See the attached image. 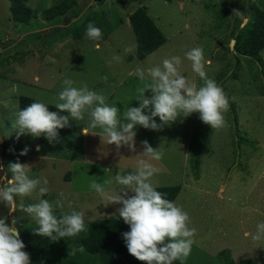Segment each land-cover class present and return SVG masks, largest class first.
Instances as JSON below:
<instances>
[{
    "label": "rangeland",
    "instance_id": "1",
    "mask_svg": "<svg viewBox=\"0 0 264 264\" xmlns=\"http://www.w3.org/2000/svg\"><path fill=\"white\" fill-rule=\"evenodd\" d=\"M60 1L27 0L26 5L35 9V16L27 23H18L10 17L9 1L0 0V185H6L11 178L9 162L17 160L27 164L30 177L47 178L49 182V191L43 197L38 196V189L27 197L16 196L15 211L0 204V217L7 215L9 223L15 219L18 230L38 227L35 220L20 211L21 205L40 198L54 204L61 192L91 193L92 180L112 178L113 183L107 188H114L115 175L133 170L137 160L143 158L138 154L143 151L141 142L147 140L164 153L161 166L158 161L151 162L157 168H168L169 175L157 173L158 184L191 186L185 189L180 185L173 201L188 213V227L196 229L184 264H228L242 258L264 264V240L251 238L256 225L264 222V46L257 55L241 53L240 48L252 10H264V0H72L62 15L46 20L43 10ZM138 6L145 7L165 38L141 64L148 71L162 64L164 58L179 56L178 71L199 87L203 81L192 70L185 53L201 47L207 76L223 89L229 101L224 113L226 126L212 129L200 120L198 113L180 117L160 130L138 125L134 129L135 152L126 146L117 151L114 144L101 141L93 129L82 136V144L76 133L68 149L69 144L65 143L70 135L59 131L61 142L48 144L45 157L34 153L17 157L14 147L23 143L17 140L11 124L17 112L16 97L29 96L34 85L43 88V97L51 99L62 90V81L70 78L76 87L86 84L99 94L109 93L112 99L108 102L120 110L139 106L134 99L141 81L139 77L124 75L131 66L126 57L135 51L127 14ZM237 10L241 15H237ZM86 18L98 20L102 35L109 33L107 43L90 40L85 34L82 38L71 37L72 30ZM126 48L131 51L126 52ZM114 56L120 60H114ZM145 79L150 77L146 74ZM145 95L150 96L151 92ZM122 97L124 101L120 103ZM46 101L54 104L53 100ZM155 119L160 123L158 117ZM86 120L87 116L85 121L70 122L86 125ZM184 150L186 155L188 151L184 173H191L193 179L182 180L177 172V154ZM63 173L67 180L62 178ZM71 202L64 199L63 209L54 208L55 214L70 213ZM83 234L49 242L52 260L65 264L68 257L83 264H100L94 254L69 255V249L80 245L78 239Z\"/></svg>",
    "mask_w": 264,
    "mask_h": 264
},
{
    "label": "clouds",
    "instance_id": "2",
    "mask_svg": "<svg viewBox=\"0 0 264 264\" xmlns=\"http://www.w3.org/2000/svg\"><path fill=\"white\" fill-rule=\"evenodd\" d=\"M237 15H241L238 10ZM85 36L93 41L99 40L102 30L89 22ZM125 51L129 52L131 48ZM185 57L191 61L192 70L203 81L199 87L178 71L181 64L179 56L164 58L162 64L148 70L150 79L147 81L145 71L136 69L142 84L137 87L134 99L139 106L124 107L121 112L115 104L109 105L104 95L90 90L86 84L76 87L72 79L65 78L54 104L56 111H50L42 101H33L15 113L12 128L16 130L17 137L24 134L35 138L43 136L53 144L61 142L60 129L71 127L70 121L73 120L85 121L87 116L86 127L82 129L85 134L89 133L88 129L99 128L101 141L114 144L117 151L126 146L135 152L134 129L138 125L160 130L180 117L198 113L200 120L212 129L225 127L224 113L228 111L229 101L223 89L207 76L203 49L192 48L185 53ZM113 59L119 61L120 57L114 56ZM103 79L107 81V77ZM148 91L151 92L150 96L145 95ZM156 117L160 123H157ZM141 144L143 151L138 155L143 158L137 160L135 168L125 174L117 173L114 177V182L121 186L120 191L109 193L107 190V186L113 183L112 178L102 182L92 180L89 188L106 197L108 204L120 205L116 212L129 225L122 238L130 255L145 264H173L174 261L184 264L191 253L196 229L188 227V213L164 198L165 194L151 182V177L159 172L151 161L161 160L164 153L152 147L147 140ZM39 149L37 145L36 150ZM28 151L29 148L25 147L20 155H26ZM7 169L11 178L6 185H0V204L10 207L11 211L16 210V196L27 197L37 189L39 197L48 193L47 178L30 177L27 164L17 160L9 162ZM58 195L60 199L56 200L55 208L63 209L64 194L61 192ZM20 211L35 220L38 227L34 234L52 241L75 237L87 231L84 211L73 209L70 213L57 216L54 205L47 199L40 198L35 203L21 205ZM8 219L7 215L0 217V264H30V256L23 250L25 244L19 238L16 220L9 223ZM251 238L253 241L264 240V222L256 225V232ZM84 251V246L79 245L69 249V255Z\"/></svg>",
    "mask_w": 264,
    "mask_h": 264
},
{
    "label": "trees",
    "instance_id": "3",
    "mask_svg": "<svg viewBox=\"0 0 264 264\" xmlns=\"http://www.w3.org/2000/svg\"><path fill=\"white\" fill-rule=\"evenodd\" d=\"M9 13L13 21L27 23L35 16V9L26 5L27 0H8ZM73 4L72 0H61L43 10L42 16L50 20L62 15L68 7ZM127 20L134 35L136 59H143L153 52L165 41L164 36L156 27L145 11V7L138 6L127 14ZM89 22L101 27L98 20L84 19L78 27L72 30L71 37L79 38L86 30ZM102 35V39L104 38ZM264 46V10L254 8L252 10V20L241 41V53L257 55ZM17 111L37 101L24 95L17 97ZM46 104V103H45ZM50 111H56L53 105L47 104ZM66 114V113H62ZM157 190L165 194L166 199L173 201L178 193V185L157 186ZM87 231L78 239L79 244L85 248L87 255L94 254L100 264H144L128 253L122 233L129 230V225L125 224L120 217H106L86 224ZM37 227L18 230L19 238L25 244L26 251L30 256V264H57L50 257L47 247L49 242H53L47 237L34 234ZM222 251V250H221ZM65 264H83L72 258H65ZM228 264H255L247 258L240 259L237 263L229 261Z\"/></svg>",
    "mask_w": 264,
    "mask_h": 264
},
{
    "label": "crops",
    "instance_id": "4",
    "mask_svg": "<svg viewBox=\"0 0 264 264\" xmlns=\"http://www.w3.org/2000/svg\"><path fill=\"white\" fill-rule=\"evenodd\" d=\"M76 18H72V20H74ZM86 31V30H85ZM85 31L82 33L81 37H83V35L85 34ZM108 32H107V35L102 39H100V42L102 43H107V36H108ZM99 42V43H100ZM96 46H98V43L95 44ZM156 50V49H155ZM34 52V51H33ZM152 53V52H151ZM150 54H148L147 56H145L143 59H136L134 57V54L133 56H130L128 55L126 57V60H127V63L131 64V66H128L126 68V71L124 73V75L127 77H133V78H136L138 77L137 73H136V69L137 68H142L144 69L145 71V75L148 73L147 71V68H145L143 66V64H141L142 60L146 59ZM133 57V58H132ZM133 59H135V61L133 62ZM137 75V76H135ZM36 77L34 76L33 77V81L36 82ZM120 83V81H118L117 85ZM192 83L195 84V82L193 81ZM116 85V86H117ZM43 88H40L38 86H32L31 88V92L29 94L30 98H33L37 101H42V102H47L46 100L50 101V100H53L54 104L55 102L57 101V95L54 94L52 96L51 99H48V98H45L43 97V91L41 90ZM103 95L106 97V102L111 105L110 101L112 99V97L110 96L109 93H103ZM28 96V97H29ZM42 96V97H41ZM46 100H44V99ZM120 103L121 101H124V97H122L120 100ZM46 104H49V103H46ZM53 104V106H54ZM114 104V103H113ZM112 104V105H113ZM52 105V104H50ZM116 105V104H115ZM121 110H123V108H121ZM67 114V113H66ZM71 124V127H65L63 129H60L59 131H65V132H68V134L70 136H67L68 140L66 141L65 144H69V148H71V142H72V138L71 137H76L75 134L78 133V136H79V141L81 142L82 144V136L85 135V133L83 132V128L86 127V125H83V124H78L77 122H70ZM78 131V132H77ZM93 133H96V134H99L100 133V129L97 128V129H93L92 130ZM88 132H89V129H88ZM17 140H20L21 143H23V146H19V147H14V149L16 150V154H17V157H20V151L22 149H24L25 147H28L29 148V151L27 153L29 154H32L34 153L33 155H36L37 157H45L47 155V152H48V144H50L47 139L43 136L41 137H38V138H35L33 136H30V135H20ZM39 145L40 146V149L39 151L36 150V146ZM46 145V146H45ZM19 149V150H17ZM186 153V150L182 151L181 153L177 154L178 156V170L177 172L180 174V178H182V180H187L188 178H194L192 177L193 175L191 173H184V160L187 158L188 156V151H187V155L185 154ZM28 157L30 155H27ZM22 157H26V155H23ZM162 160V159H161ZM161 160L158 161L159 165L161 166ZM119 168H124V167H119ZM168 168L167 166H164V168H159V172L160 174H162L163 172L165 173V175H169V173L166 171ZM161 170V171H160ZM63 179L64 180H67L68 177H65L64 173L62 175ZM181 180V179H180ZM151 182L157 187V186H167V184H162V185H159L158 184V175L157 173L154 174L152 177H151ZM180 185H183L185 187V189H191V186H188L187 184H180ZM180 185L179 186V190H178V193L177 195L175 196L174 200L177 198L179 192H180ZM107 190L109 191V193L111 192H117V191H120L121 190V186L117 185L114 187V188H107ZM64 194V197H63V201L64 199H71V204H70V208L73 207V209L77 210V211H84L85 212V223L87 224L88 222H92V221H97L99 219H102V218H106V217H119V214L116 212V209L120 206L118 204H108V200L106 197H102L100 194L96 193L94 190L91 191V193H86V192H81L80 190H77L75 191L73 194H71L70 192H67V193H63ZM131 194V193H130ZM58 195V194H57ZM55 197V196H53ZM57 199H60L59 195L58 197L54 198V204L56 202ZM53 204V205H54ZM55 208V206H54Z\"/></svg>",
    "mask_w": 264,
    "mask_h": 264
},
{
    "label": "water",
    "instance_id": "5",
    "mask_svg": "<svg viewBox=\"0 0 264 264\" xmlns=\"http://www.w3.org/2000/svg\"><path fill=\"white\" fill-rule=\"evenodd\" d=\"M41 32H44V33H45V32H46V30H42Z\"/></svg>",
    "mask_w": 264,
    "mask_h": 264
}]
</instances>
